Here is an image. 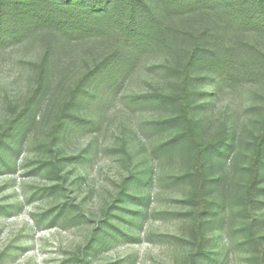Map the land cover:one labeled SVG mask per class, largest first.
Masks as SVG:
<instances>
[{
	"label": "rangeland",
	"instance_id": "1",
	"mask_svg": "<svg viewBox=\"0 0 264 264\" xmlns=\"http://www.w3.org/2000/svg\"><path fill=\"white\" fill-rule=\"evenodd\" d=\"M3 29L0 264H264V205L254 207L246 194L264 76L218 88L207 76L198 89L207 97L197 103L205 106L197 134L219 151L199 168L202 160L185 146L157 153L181 133L155 131L171 116L167 110L131 101L173 92L152 70L161 56L140 59L125 78L111 77L110 68L115 87L104 93L105 83L86 84L69 111L74 121L63 119L59 129L67 92L86 66L119 56L122 46ZM48 45L55 54L51 84L36 98L37 65ZM257 201L264 204V196Z\"/></svg>",
	"mask_w": 264,
	"mask_h": 264
},
{
	"label": "trees",
	"instance_id": "2",
	"mask_svg": "<svg viewBox=\"0 0 264 264\" xmlns=\"http://www.w3.org/2000/svg\"><path fill=\"white\" fill-rule=\"evenodd\" d=\"M3 27L17 30L19 37L54 31L64 39L93 36L122 46L119 56L112 54L93 68L86 66L81 79L67 92L59 129L63 119L74 121L69 111L79 103L86 84L105 83L104 93L114 85L106 77L110 68L111 77L125 78L140 59L161 56L163 64L152 70L160 71L173 92H148L131 101L143 109L167 110L171 116L156 122L155 131L179 129L181 133L160 145L157 153L185 146L193 151L197 163L202 160L199 168L219 151L218 146L200 143L197 134L200 121L196 116L205 110L197 103L207 97L198 89L207 76L216 88L230 81L235 87L245 86L264 76V0H0V34ZM54 55L48 45L37 65L36 98L51 84ZM262 100L254 108L263 119L259 135L253 138L247 169L246 194L254 207L264 205L257 201L264 196V96ZM204 209L210 215L212 204Z\"/></svg>",
	"mask_w": 264,
	"mask_h": 264
}]
</instances>
